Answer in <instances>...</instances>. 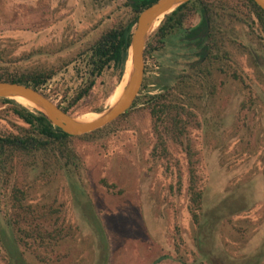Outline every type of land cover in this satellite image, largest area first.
I'll list each match as a JSON object with an SVG mask.
<instances>
[{
	"label": "rangeland",
	"instance_id": "obj_1",
	"mask_svg": "<svg viewBox=\"0 0 264 264\" xmlns=\"http://www.w3.org/2000/svg\"><path fill=\"white\" fill-rule=\"evenodd\" d=\"M230 3L233 20L221 26L227 66L212 75L214 95L203 91L176 137L168 123L159 126L163 149L143 101L160 91L161 77L173 83L197 58L173 36L144 56L139 97L128 112L68 141L71 163L46 168L22 158L12 162L6 183L0 176V223L16 218L9 199L15 188L26 211L20 227L43 233L18 235L26 241L18 246L20 263L152 264L162 257L154 264H264V32L245 0ZM129 11L126 0H0V70L53 68L42 89L48 99L69 104L73 116L100 114L125 74L105 97L117 70L104 68L72 101L87 84L82 48ZM199 20L195 14L184 27ZM9 107L0 103V134L27 127ZM189 172L200 192L197 222ZM0 264H13L1 242Z\"/></svg>",
	"mask_w": 264,
	"mask_h": 264
},
{
	"label": "trees",
	"instance_id": "obj_2",
	"mask_svg": "<svg viewBox=\"0 0 264 264\" xmlns=\"http://www.w3.org/2000/svg\"><path fill=\"white\" fill-rule=\"evenodd\" d=\"M155 0H126L129 6V16L101 30L97 36L82 48L83 53H87L86 66V86L80 90L72 101L78 100L85 95L93 85L94 78L99 76L104 68L113 67L117 70L115 82L109 91L105 94L108 97L115 85H117L122 77L124 65L127 60V49L130 32L133 28L137 14L146 6ZM233 0H188L176 6L172 11L165 14L156 26L154 31L149 35L143 49V58L146 54L156 52L161 49L165 42L172 36L178 34L184 29V25L193 15L199 16V22L193 26L188 36H193L199 31H203L207 38V45L204 46L203 52L206 56L200 63L191 66L188 71L181 73L175 77L171 84H167V79L161 77V88L157 93L145 96L144 107L151 119V129L158 134V140L163 149V140L159 132L161 124H169V129L173 135H179L183 131V127L189 117L192 116V110L195 111L199 107V102L203 96V91L213 97L216 90L212 75H217L223 71L221 63V55L226 56V51H221L220 47L223 43L224 36L221 30L225 26L224 21H232L234 17V7L230 3ZM250 7L254 17L258 21L261 31L264 32V12L257 7L251 0H245ZM124 19V18H123ZM202 53V52H201ZM202 57V55H200ZM70 60V59H69ZM68 60V61H69ZM55 69L53 68H32L19 71L0 70V81L14 82L29 86L35 90H39L45 97L48 95L43 92L44 84L53 76ZM138 94L135 96L132 107L138 100ZM0 103H9L11 113L22 121L27 127L18 128V133L0 134V176H4L2 182L6 183L7 176L12 170V162L24 158H32L34 161L42 164L43 167L55 166L57 162L71 163L74 155L68 146V141L73 138L85 136H70L58 128L51 126L40 113L29 110L21 106L12 99L1 98ZM64 112L70 113L69 104L60 106L56 104ZM129 110V109H128ZM128 110L119 115L122 117ZM117 117V118H119ZM116 118V119H117ZM113 122V121H112ZM110 124V123H109ZM98 130V129H97ZM95 132V131H93ZM92 132V133H93ZM189 143H185V152L190 158ZM190 163V160H188ZM193 174L189 172V201L190 212L192 213L194 222L197 217L192 210L199 207L200 192L193 188ZM20 191L12 188L10 201V209L13 210L16 218L13 222L3 221L0 223V242L7 255L9 261L13 264H25L21 262L18 252L19 243L26 241L20 240L18 237H32L41 239L40 230H29L20 227V216L26 212L20 205ZM84 204V203H83ZM94 231L99 238V244L102 250L105 249V236L97 218L91 213ZM203 229L201 224L198 228L197 235ZM200 237V236H199ZM105 260V259H104Z\"/></svg>",
	"mask_w": 264,
	"mask_h": 264
},
{
	"label": "water",
	"instance_id": "obj_3",
	"mask_svg": "<svg viewBox=\"0 0 264 264\" xmlns=\"http://www.w3.org/2000/svg\"><path fill=\"white\" fill-rule=\"evenodd\" d=\"M187 1L155 0L137 14L129 36L127 60L124 65L126 75L122 91L117 101L100 111V115L95 119L87 122L78 120V116L64 112L39 90L14 82L0 81V99L21 97L29 101L38 108H33V110L40 113L51 126L70 136L83 135L107 125L129 109L137 95L143 74V49L149 33L159 24L165 14ZM251 1L264 12V0ZM154 23H156L155 26ZM161 258L155 259L152 264Z\"/></svg>",
	"mask_w": 264,
	"mask_h": 264
},
{
	"label": "flooded vegetation",
	"instance_id": "obj_4",
	"mask_svg": "<svg viewBox=\"0 0 264 264\" xmlns=\"http://www.w3.org/2000/svg\"><path fill=\"white\" fill-rule=\"evenodd\" d=\"M195 25H192L190 27H184L183 30H181L178 34L173 36L177 44L183 45L184 46L183 49H186L188 53L191 52L190 55H192L193 57L194 56L197 57L195 60L192 61L191 66L200 63L201 60L206 56V53L203 52V50H204V46L207 45V40H206L207 38H205L203 31H199L195 33L193 36L187 35L190 32L191 28ZM200 55H202V57H200Z\"/></svg>",
	"mask_w": 264,
	"mask_h": 264
},
{
	"label": "bare ground",
	"instance_id": "obj_5",
	"mask_svg": "<svg viewBox=\"0 0 264 264\" xmlns=\"http://www.w3.org/2000/svg\"><path fill=\"white\" fill-rule=\"evenodd\" d=\"M127 66H128V63L126 64V67ZM123 82L124 81H121L120 84L113 90L111 95L108 97V99H107L108 106L113 105L117 101V99L120 96V93L122 91ZM12 100H15L16 102H18V104L23 105L24 107H26L28 109H33V108L38 109L34 104L30 103L29 101H27L21 97H13ZM97 113H99V112H97ZM91 115L92 114L83 115L81 117L78 116V120L85 121V122L91 121V120L95 119L96 117H98L100 114H95V115L93 114L92 116Z\"/></svg>",
	"mask_w": 264,
	"mask_h": 264
}]
</instances>
